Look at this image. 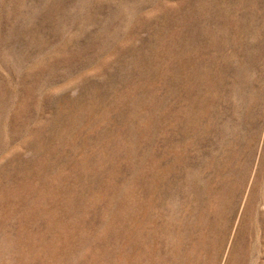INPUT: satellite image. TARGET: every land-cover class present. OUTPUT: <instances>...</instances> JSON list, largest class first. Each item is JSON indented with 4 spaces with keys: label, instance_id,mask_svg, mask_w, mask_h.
I'll return each mask as SVG.
<instances>
[{
    "label": "rangeland",
    "instance_id": "rangeland-1",
    "mask_svg": "<svg viewBox=\"0 0 264 264\" xmlns=\"http://www.w3.org/2000/svg\"><path fill=\"white\" fill-rule=\"evenodd\" d=\"M0 264H264V0H0Z\"/></svg>",
    "mask_w": 264,
    "mask_h": 264
},
{
    "label": "bare ground",
    "instance_id": "bare-ground-1",
    "mask_svg": "<svg viewBox=\"0 0 264 264\" xmlns=\"http://www.w3.org/2000/svg\"><path fill=\"white\" fill-rule=\"evenodd\" d=\"M224 168V167H223Z\"/></svg>",
    "mask_w": 264,
    "mask_h": 264
}]
</instances>
